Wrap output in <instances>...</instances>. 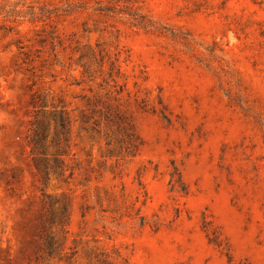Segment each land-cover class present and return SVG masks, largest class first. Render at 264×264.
Masks as SVG:
<instances>
[{
	"label": "rangeland",
	"instance_id": "374dc122",
	"mask_svg": "<svg viewBox=\"0 0 264 264\" xmlns=\"http://www.w3.org/2000/svg\"><path fill=\"white\" fill-rule=\"evenodd\" d=\"M0 264H264V0H0Z\"/></svg>",
	"mask_w": 264,
	"mask_h": 264
},
{
	"label": "trees",
	"instance_id": "16d2710c",
	"mask_svg": "<svg viewBox=\"0 0 264 264\" xmlns=\"http://www.w3.org/2000/svg\"><path fill=\"white\" fill-rule=\"evenodd\" d=\"M61 126L64 128V123H62ZM33 143H34L33 146H35L33 152L36 153V152H37V146H38V143H37V142L35 143L34 141H33ZM59 164H60V163L57 162V168H58L59 170H61V167H60ZM34 168H35V171H36L37 175L40 176V180H41L44 184H46L47 182H49V180H50V172H51V170H52L50 167H48V166H46V165H44V166L42 167L41 165L37 164L36 160H34ZM55 172H56V171H55Z\"/></svg>",
	"mask_w": 264,
	"mask_h": 264
}]
</instances>
